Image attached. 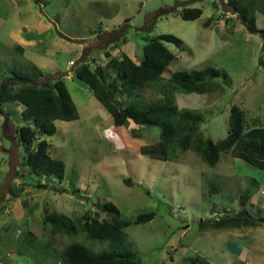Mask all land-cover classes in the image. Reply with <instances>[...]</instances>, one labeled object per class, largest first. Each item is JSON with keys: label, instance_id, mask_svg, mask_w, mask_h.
Instances as JSON below:
<instances>
[{"label": "rangeland", "instance_id": "374dc122", "mask_svg": "<svg viewBox=\"0 0 264 264\" xmlns=\"http://www.w3.org/2000/svg\"><path fill=\"white\" fill-rule=\"evenodd\" d=\"M184 7L204 13L186 21L180 16ZM226 14L221 0H0V79L31 63L39 65L49 79L64 80L79 112L76 121H56V135L43 138L51 145L52 157L65 164L66 175L62 183L52 182L50 190H40L34 187L37 178L21 165L23 150L16 131L28 125L22 107H3L0 264H62L59 253L74 240L52 236L43 223L45 214L58 211L77 219L92 210L104 219L108 216L96 204L109 202L130 221L155 213L153 221L126 230L143 264H191L197 258L208 264H264V224L216 230L209 222L242 211L246 192L253 195L249 213L264 219V171L231 153L222 154L215 167L193 150L179 149L176 158L166 162L143 155L144 146L160 140L161 129L134 123L116 128L92 90L72 76L70 65L86 59L92 68L105 65L108 52L119 58L125 53L139 62L151 39L176 36L184 45L166 43L177 60L165 78L173 71L207 67L227 75L216 79L219 88L213 94L176 96L180 109L202 113L201 132L219 142L229 134L234 106L246 112L249 123L264 126V15L256 12V34L240 16ZM211 17L216 20L206 27ZM19 37L36 41L28 42L23 53ZM159 97L153 89L142 91L145 102ZM13 187L18 197L11 195ZM32 233L38 246L30 245ZM94 246L95 251L107 247L102 242Z\"/></svg>", "mask_w": 264, "mask_h": 264}, {"label": "trees", "instance_id": "16d2710c", "mask_svg": "<svg viewBox=\"0 0 264 264\" xmlns=\"http://www.w3.org/2000/svg\"><path fill=\"white\" fill-rule=\"evenodd\" d=\"M228 2L242 20L257 29L256 12L264 15V0ZM203 13L199 8L184 7L180 16L183 20L194 21L201 18ZM215 20V17L209 18L206 27ZM166 43L175 44L179 48L184 45L174 35H161L148 42L139 62L125 53L119 58L108 52V62L96 68H92L87 59L80 64H70L74 67L73 77L92 90L96 99L112 116L116 128L130 127L134 123L141 127L155 126L161 129L160 140L142 148L145 156L166 162L175 159L179 149L183 152L193 150L206 164L215 167L222 154L231 153L235 158L264 171V126L256 122L249 123L243 109L232 107L228 136L214 142L201 132L204 121L202 113L179 108L177 95L213 94L219 88L216 79L222 75L227 79V75L220 69L207 67L203 70L173 71L169 78H165L170 65L177 60ZM17 46L20 51L25 52L23 47ZM46 75L47 72L39 65L31 63L24 71H11L6 78L7 82L4 81L6 79H0V113L5 114L3 107L7 104L22 107L21 116L28 125L16 131L23 150L21 165L37 178L34 187L40 190H50L52 182L62 183L66 175L65 164L52 157L51 145L43 138L56 135V121L73 122L79 119L78 108L64 80L49 79ZM145 88L153 89L160 97L151 102L143 101L141 96ZM126 182L128 185L132 184L130 179ZM15 191L14 187L10 190L13 198L18 197ZM21 191H24V187ZM62 192L66 191L63 189ZM74 192L79 193L80 190ZM252 196L247 192L241 196L243 209L235 216L210 219L211 227L216 230H231L262 225L247 209ZM86 199L90 200L88 196ZM96 207L108 218L102 219L97 211L92 210L77 219L58 211L45 214L43 223L49 226L52 236L62 235L74 240L60 253L47 243L53 253L60 254L62 264H143L142 258L134 250V243L129 241L126 230L133 224L142 225L153 221L155 213H142L134 221H130L123 219L121 210L112 202L98 203ZM31 237L30 245L33 246V233ZM76 238L85 242L76 241ZM100 242L107 247L102 251H95L94 245ZM86 243L89 248L85 246ZM35 245L38 246L36 243ZM198 263L208 264L201 262L200 258L191 264Z\"/></svg>", "mask_w": 264, "mask_h": 264}, {"label": "water", "instance_id": "95a60500", "mask_svg": "<svg viewBox=\"0 0 264 264\" xmlns=\"http://www.w3.org/2000/svg\"><path fill=\"white\" fill-rule=\"evenodd\" d=\"M222 2V7L224 9V13H229L231 12L233 15H237V11L236 9L231 6L230 4H227L226 3H223V0H221ZM241 23L251 32V33H254L256 32V30L254 28H252L247 22H245L244 20L241 21ZM261 223L264 224V219H261L260 220Z\"/></svg>", "mask_w": 264, "mask_h": 264}, {"label": "crops", "instance_id": "0c3cea01", "mask_svg": "<svg viewBox=\"0 0 264 264\" xmlns=\"http://www.w3.org/2000/svg\"><path fill=\"white\" fill-rule=\"evenodd\" d=\"M42 25V22H41V24L39 25V26H41ZM39 26H38V28H39ZM43 28H46L45 30H47V29H49V26H46V25H43ZM42 31V33H45L46 31ZM17 40H18V42H17V44L18 45H20L21 47H23L24 49H26V48H29L28 46V42H34V41H36V40H30V41H27L26 39H24L23 37L21 38V37H19V38H17ZM14 42H16V41H14ZM39 42H41L40 40H39ZM41 44V43H40ZM68 74V73H67ZM66 75V74H65ZM72 76H74L73 74H72ZM73 78V77H72Z\"/></svg>", "mask_w": 264, "mask_h": 264}, {"label": "clouds", "instance_id": "9594fccd", "mask_svg": "<svg viewBox=\"0 0 264 264\" xmlns=\"http://www.w3.org/2000/svg\"><path fill=\"white\" fill-rule=\"evenodd\" d=\"M226 3H228V4H230L229 2H228V0H227V2ZM231 5V4H230ZM232 6V5H231ZM226 14V13H225ZM226 15H233L231 12H229V13H227ZM233 16H239V14H238V12H237V15H233ZM241 21H242V19H241ZM256 30V32H254V33H256V34H258L259 32H258V29H255Z\"/></svg>", "mask_w": 264, "mask_h": 264}, {"label": "built area", "instance_id": "2783aa9c", "mask_svg": "<svg viewBox=\"0 0 264 264\" xmlns=\"http://www.w3.org/2000/svg\"><path fill=\"white\" fill-rule=\"evenodd\" d=\"M70 64H71V65H73L74 63H73V62H71Z\"/></svg>", "mask_w": 264, "mask_h": 264}]
</instances>
